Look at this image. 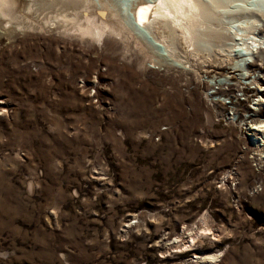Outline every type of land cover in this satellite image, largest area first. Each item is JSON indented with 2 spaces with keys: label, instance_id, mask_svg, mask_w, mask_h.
Instances as JSON below:
<instances>
[{
  "label": "rangeland",
  "instance_id": "374dc122",
  "mask_svg": "<svg viewBox=\"0 0 264 264\" xmlns=\"http://www.w3.org/2000/svg\"><path fill=\"white\" fill-rule=\"evenodd\" d=\"M39 3L28 16L44 24ZM43 29L0 19V264H264L254 58L203 53L188 75L158 72ZM220 83L232 97L212 95ZM235 105L244 121L228 123Z\"/></svg>",
  "mask_w": 264,
  "mask_h": 264
},
{
  "label": "bare ground",
  "instance_id": "6f19581e",
  "mask_svg": "<svg viewBox=\"0 0 264 264\" xmlns=\"http://www.w3.org/2000/svg\"><path fill=\"white\" fill-rule=\"evenodd\" d=\"M233 1L236 0H41V3L29 0L24 8L26 16H17L20 0H0V19L5 20L7 27L15 25L23 31L42 30L45 26L47 31L93 44L99 51L111 50L125 59H134L144 70L158 72H164L165 69L169 71L173 66L188 75V72L193 71L190 61L192 57L203 53L208 56L224 53L229 59L232 53L244 51L243 61V56L251 55L254 58L247 65L248 72L261 70L262 77L257 78L259 82L264 78V0H240V6L236 3L239 1L237 0V7L231 8L228 3L233 4ZM38 3L40 11L47 14V18L43 17L44 24L35 23L36 20H30L28 16L32 12H38ZM51 12L54 15L49 17ZM140 29L148 31L166 53L160 54L155 44L145 36L139 37L137 32ZM183 44L188 50L182 47ZM240 45L243 47L238 48ZM255 57L259 59L256 60ZM170 61L177 65L168 64ZM212 88L215 90L213 96L226 98L232 97L230 93L236 89L231 83H220L218 89L215 86ZM263 91L264 83L261 82L257 88L260 94L258 99L262 97ZM206 98L209 99V96ZM218 101L220 100L210 98L207 102L215 108L218 107ZM256 105L259 107L258 111L249 114L252 124L249 132L256 137L251 150L254 151V156L260 153L255 161L262 169L264 122L260 117L264 99H259ZM238 108L239 105L231 108L234 112L233 119L240 116ZM200 221L206 226L207 217L202 216ZM207 230L209 231L207 227L198 228L194 237L187 236L186 242L176 238L175 244H179L177 248L190 250L195 240ZM199 258L206 264H215L218 257L203 255Z\"/></svg>",
  "mask_w": 264,
  "mask_h": 264
},
{
  "label": "built area",
  "instance_id": "2783aa9c",
  "mask_svg": "<svg viewBox=\"0 0 264 264\" xmlns=\"http://www.w3.org/2000/svg\"><path fill=\"white\" fill-rule=\"evenodd\" d=\"M229 115H231V117H227V115L226 116H223V118L222 119H225L226 120V122H228V123H232V122H237L238 121V118H234L233 119V112L231 113V114H229ZM221 116V115H220ZM222 117V116H221ZM264 117V116H263ZM262 119V118H261ZM263 121H264V119H262ZM250 119H249V116L248 117H246L245 118V125L247 126V131L249 130V127L252 125V124H250ZM256 165H257V163H256ZM259 169H260V167H259V165L257 166ZM262 170L264 171V159H262Z\"/></svg>",
  "mask_w": 264,
  "mask_h": 264
},
{
  "label": "water",
  "instance_id": "95a60500",
  "mask_svg": "<svg viewBox=\"0 0 264 264\" xmlns=\"http://www.w3.org/2000/svg\"><path fill=\"white\" fill-rule=\"evenodd\" d=\"M193 263H196L195 261H193Z\"/></svg>",
  "mask_w": 264,
  "mask_h": 264
}]
</instances>
